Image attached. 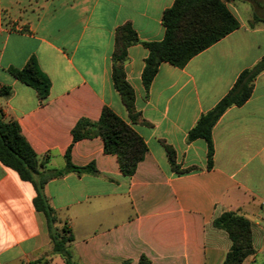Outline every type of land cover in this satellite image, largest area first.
Segmentation results:
<instances>
[{
	"label": "crops",
	"instance_id": "1",
	"mask_svg": "<svg viewBox=\"0 0 264 264\" xmlns=\"http://www.w3.org/2000/svg\"><path fill=\"white\" fill-rule=\"evenodd\" d=\"M175 0H0V100L4 121H15L46 169L93 164L96 174L67 173L44 187L49 205L66 223L77 264H222L231 243L212 227L234 212L251 224L254 254L242 264H264V72L250 98L229 108L214 125L213 166L202 139L189 130L232 88L241 72L264 57V23L239 27L194 56L183 68L160 64L147 90L141 73L148 51L163 39L162 14ZM129 24L139 43L127 49L125 79L139 120L132 122L112 80L114 34ZM34 58L48 78V97L16 81L8 70ZM103 108L129 125L146 146L131 177L99 137L72 142L81 119L95 122ZM165 146L174 152L175 173ZM35 192L0 164V264H63L52 255Z\"/></svg>",
	"mask_w": 264,
	"mask_h": 264
},
{
	"label": "trees",
	"instance_id": "2",
	"mask_svg": "<svg viewBox=\"0 0 264 264\" xmlns=\"http://www.w3.org/2000/svg\"><path fill=\"white\" fill-rule=\"evenodd\" d=\"M252 7L253 14L248 26L264 23V0H244ZM163 39L159 42L141 43L148 51L141 73L145 90L155 77L160 64L168 63L183 68L194 56L206 50L228 34L238 29L239 24L223 0H175L162 14ZM139 43L136 33L129 24L118 27L114 34L111 80L128 116L132 122L139 120L134 108V93L125 79L124 64L127 49ZM264 72V57L252 68L240 73L228 93L208 112L202 114L194 127L188 131L186 141L202 139L207 147V168L213 166L214 149L211 132L220 117L231 107L242 106L251 96L253 84ZM12 78L34 90L44 101L48 97L50 82L41 72L34 58H30L22 69H9ZM9 87H0V100L11 95ZM72 142L99 137L103 143V153L116 157L118 168L125 177H131L137 165L144 159L146 146L133 129L120 120L110 109L103 108L97 121L86 119L77 121L71 130ZM68 148L64 155L63 170L46 169V159L39 158L21 134L18 124L4 121L0 110V164L14 171L18 178L30 183L35 197L33 207L45 219L46 230L51 243L52 255L58 256L63 264H77L73 260L71 244L73 238L66 223H62L57 213L49 205L44 194L48 181L67 173L96 174L93 164L76 167L70 162ZM172 170L181 174L175 164L174 152L165 146ZM212 227L223 231L231 246L222 264H242L254 254L251 224L244 217L225 212L212 222ZM138 264H148L142 257Z\"/></svg>",
	"mask_w": 264,
	"mask_h": 264
},
{
	"label": "rangeland",
	"instance_id": "3",
	"mask_svg": "<svg viewBox=\"0 0 264 264\" xmlns=\"http://www.w3.org/2000/svg\"><path fill=\"white\" fill-rule=\"evenodd\" d=\"M225 2V5L229 8L230 5L234 6L238 9L240 12V15L244 18L250 17L252 18L253 10L252 7L248 2H245L244 0H223ZM44 264H51L50 262L45 261ZM57 264V263H54ZM60 264V263H58Z\"/></svg>",
	"mask_w": 264,
	"mask_h": 264
}]
</instances>
